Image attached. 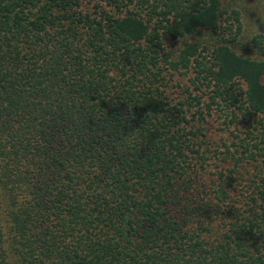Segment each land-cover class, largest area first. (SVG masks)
<instances>
[{"label":"trees","instance_id":"1","mask_svg":"<svg viewBox=\"0 0 264 264\" xmlns=\"http://www.w3.org/2000/svg\"><path fill=\"white\" fill-rule=\"evenodd\" d=\"M141 1L144 16L123 0H0V264H264V148L239 140L223 160L252 173L205 177L203 114L170 84L199 45L165 50L226 28V0ZM227 42L212 46L203 106L259 129L258 148L264 50Z\"/></svg>","mask_w":264,"mask_h":264},{"label":"rangeland","instance_id":"2","mask_svg":"<svg viewBox=\"0 0 264 264\" xmlns=\"http://www.w3.org/2000/svg\"><path fill=\"white\" fill-rule=\"evenodd\" d=\"M123 4L124 10H130L138 14L141 13L142 16L146 13L141 10L147 4L141 0H123ZM224 5L226 15L224 16L225 21L221 25L226 28L203 30L194 36L169 41L165 44V50L173 54L180 51L184 45L192 43L199 45L197 61H194L187 73L182 71L179 75H175L170 84L174 88V93H178L182 98H185L188 101L186 103L196 107L195 109L198 108V111L203 114L201 116L197 113L194 119L195 128L193 132L198 134V138L194 139V141L202 143L199 152L206 150L207 152H204L201 158L196 157L194 161L197 166L202 165L204 167L202 171L203 175L210 179H214L217 176L216 173L219 168H233L236 166L239 167L237 170H242L245 167V170L252 173L254 163L251 166L245 164L244 161L242 164L240 162L234 163L231 156H227L226 160H223L226 153L227 155H229L228 153L234 156L240 155V149L234 146L239 140H247V143L250 144L248 148L254 153H258L257 151H260L258 150L259 148H264V143H260L258 148L253 146L254 143L259 142L261 131L259 129H250L251 134L247 136L245 134L247 133L246 128H243V124L235 122L236 120H234V116L231 114L232 110L230 108H228L230 110L223 108L225 106L224 103H219V100L218 102L215 100V104L211 106L212 110L209 113H207L205 106H203V103L210 102V97L213 96L212 88H206L209 79L207 73L212 66L210 53L212 52L213 45L220 43V41H228V45L233 47L237 54L250 58L261 57L262 50H264V0H226ZM232 10H236L240 14V31L236 29L235 24L232 27H228L232 23L230 19ZM151 23H154V21ZM254 27L258 28V32L253 31ZM234 36L236 39L232 41ZM259 43L260 47H262L261 49L259 48ZM200 102L201 105H198ZM235 112V115L238 114L236 119L241 120L242 123V114L238 113V111ZM249 117H253L252 119L255 121L261 119V115ZM250 123H252V120ZM202 134L204 136H201ZM255 137H258L256 141L254 140ZM225 147H228L229 151L225 152Z\"/></svg>","mask_w":264,"mask_h":264},{"label":"clouds","instance_id":"3","mask_svg":"<svg viewBox=\"0 0 264 264\" xmlns=\"http://www.w3.org/2000/svg\"><path fill=\"white\" fill-rule=\"evenodd\" d=\"M253 31L258 32V28L254 27V28H253Z\"/></svg>","mask_w":264,"mask_h":264}]
</instances>
